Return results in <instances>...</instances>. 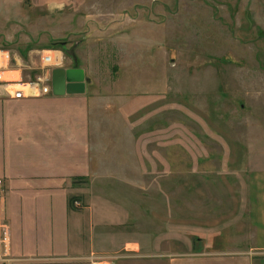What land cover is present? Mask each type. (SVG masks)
I'll list each match as a JSON object with an SVG mask.
<instances>
[{"label":"rangeland","instance_id":"1","mask_svg":"<svg viewBox=\"0 0 264 264\" xmlns=\"http://www.w3.org/2000/svg\"><path fill=\"white\" fill-rule=\"evenodd\" d=\"M44 49L122 93L115 172L128 162L134 182L115 191L133 213L118 231L139 246L112 264H264L245 186L264 143V0H0V55L24 80Z\"/></svg>","mask_w":264,"mask_h":264},{"label":"crops","instance_id":"2","mask_svg":"<svg viewBox=\"0 0 264 264\" xmlns=\"http://www.w3.org/2000/svg\"><path fill=\"white\" fill-rule=\"evenodd\" d=\"M2 64L11 67L10 60ZM114 74L84 70L82 93L0 95V224L9 230L0 264H90V255L115 261L122 250H138L136 239L118 231L133 213L131 205L115 200V191L134 180L126 174L131 167L126 161L115 172V157L121 155L115 153ZM117 105L126 126L131 122L124 113L133 107ZM127 135L135 143V132ZM258 149L247 158L245 186L252 246L264 251V143ZM12 193H18L14 201Z\"/></svg>","mask_w":264,"mask_h":264},{"label":"built area","instance_id":"3","mask_svg":"<svg viewBox=\"0 0 264 264\" xmlns=\"http://www.w3.org/2000/svg\"><path fill=\"white\" fill-rule=\"evenodd\" d=\"M0 55V95L11 99L33 98L41 97L49 94L51 88V71L53 68L63 67L64 55L58 49H44L40 55V69L41 73L34 77H29L24 80L21 75L20 69L8 67L3 65L4 60H10L7 51H1ZM2 191V179L0 178V193ZM73 204L76 207L80 203L75 200ZM8 226L4 223L0 224V258L3 257L2 253L5 252V247L8 241ZM3 247V252L1 249ZM90 264H112L111 258L106 256L90 255L88 257Z\"/></svg>","mask_w":264,"mask_h":264},{"label":"water","instance_id":"4","mask_svg":"<svg viewBox=\"0 0 264 264\" xmlns=\"http://www.w3.org/2000/svg\"><path fill=\"white\" fill-rule=\"evenodd\" d=\"M51 88L56 95L82 93L85 90V76L82 68L58 67L51 71Z\"/></svg>","mask_w":264,"mask_h":264}]
</instances>
